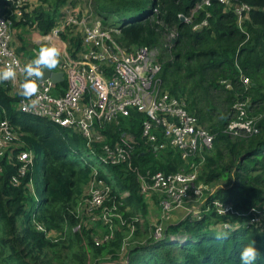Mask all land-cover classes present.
I'll use <instances>...</instances> for the list:
<instances>
[{"label":"trees","instance_id":"1","mask_svg":"<svg viewBox=\"0 0 264 264\" xmlns=\"http://www.w3.org/2000/svg\"><path fill=\"white\" fill-rule=\"evenodd\" d=\"M31 1L23 5L21 18L11 17V45L22 60L26 57L17 47L25 49L27 41L34 49L27 35L48 32L57 17L67 14L61 12L62 6L68 2L72 8L76 2L40 0L47 6L31 9ZM231 1L230 5L217 0L208 5L201 0L92 1L101 25L115 29L114 38L127 51L142 46L159 50L154 64L159 67L156 76L162 88L181 101L197 125L212 136L211 147L183 159L180 150L166 143L160 129L155 131V142L142 136V122L147 118L142 112L130 109L128 116L107 122L102 143L93 145L96 154L103 144H120L129 157L97 167L95 178L110 186L103 207L88 202L93 178L89 164L95 162L86 156L90 151L84 138L47 118L20 111L17 97L0 82V122L7 120L20 142L0 157V264H241V251L252 241L259 250L254 264H264V230L219 227L231 216L233 221L244 220L251 208L264 205V0ZM242 3L249 9L238 26L234 7ZM146 4L149 9L144 11ZM12 9L0 0V15ZM135 12L140 15L120 23L110 17ZM170 33L175 38L167 47L164 37ZM62 38L69 40L70 52L80 47L79 34H62ZM31 53L29 49L28 58ZM243 77L248 78L247 84ZM241 101L246 102L245 115L255 119L257 133L227 132L228 124L240 115L234 104ZM20 150H31L34 156L24 175L18 172ZM194 167V183L210 188L203 191L206 199L201 207L218 199L237 213L219 215L211 209L198 220L187 215L166 224L158 237L148 227H140L137 212L146 216L147 203L137 174L186 173ZM158 201L152 197L149 203ZM103 208L116 214L110 239L100 237L112 228L91 219ZM129 225L134 232L125 240ZM220 232H227V239H217Z\"/></svg>","mask_w":264,"mask_h":264},{"label":"built area","instance_id":"2","mask_svg":"<svg viewBox=\"0 0 264 264\" xmlns=\"http://www.w3.org/2000/svg\"><path fill=\"white\" fill-rule=\"evenodd\" d=\"M13 9L11 13L0 15V67L13 60L19 61L23 66L32 58L24 60L16 53L11 45L12 41V16L21 18L23 5L31 0H5ZM91 1V0H90ZM211 0H201L208 5ZM224 5H230L231 0H217ZM249 9L245 3L234 7L238 26H240L246 11ZM189 22V19L185 18ZM115 29L104 27L99 19L92 16L90 7L81 16L73 13L61 15L56 18L55 25L46 33L33 31L30 33V42L47 45L55 43L62 49L60 64L53 72H62V80L53 83L51 79H45L40 85L38 98L25 99L19 95V85L23 76L18 70L15 82H2L7 92L17 97V107L20 111L32 115L47 118L61 127L79 132L84 138L85 145L97 162V167L102 165L124 162L129 157V152L120 144L109 147L106 144L100 146L101 153L96 154L94 144L102 143L103 127L107 122L118 119L120 116H128L130 109L144 113L147 118L142 122V136L148 142H155L156 132L161 130L163 138L171 147L180 150L181 157L187 159L192 153L209 148L212 144V136L199 127L196 118L189 114L184 104L171 96L161 86L156 76L159 67L154 64L152 57L156 49L138 47L133 51H127L114 38ZM62 34L68 37L80 36V47L69 51V40L63 39ZM74 53V54H73ZM73 54V55H72ZM243 83H248V78H242ZM226 86H229L226 84ZM245 101L236 102L234 107L240 115L227 126V132L233 135H248L258 132L255 119L247 117L244 112ZM245 117V119H244ZM12 145H20L14 133V128L7 120L0 122V157L9 150ZM164 146V143L160 145ZM91 157V156H90ZM19 162L18 172L26 174L31 168L34 156L31 150H20L17 154ZM99 162V163H98ZM92 168V180L89 184L88 201L92 207H103V202L110 190L109 184L103 179H96L98 168L89 164ZM163 174L156 172L152 176L143 177L137 174L141 181V193L146 196L152 192H158V205L160 209L179 207L191 199L200 200L199 207L187 215L191 219H201L203 212L213 209L219 215L237 213L232 206L212 200L208 206L202 208L205 201L204 190L210 188L194 183L196 171ZM13 182H17L14 177ZM30 183V181H29ZM31 186V183H30ZM160 191V192H159ZM128 193L124 192V196ZM242 216L238 213L237 216ZM248 217L244 220H230L219 223L220 229L234 230L236 228H256L264 230V205H258L250 209ZM112 213L102 209L92 220H100L103 224H110L113 220ZM35 224L37 223L34 220ZM131 229L134 227L129 225ZM111 228V227H110ZM112 234L100 238L106 239ZM161 233H154L158 237ZM112 236V235H111ZM110 236V237H111Z\"/></svg>","mask_w":264,"mask_h":264},{"label":"rangeland","instance_id":"3","mask_svg":"<svg viewBox=\"0 0 264 264\" xmlns=\"http://www.w3.org/2000/svg\"><path fill=\"white\" fill-rule=\"evenodd\" d=\"M75 1L76 2L74 3L72 8H70L69 3L66 2L61 8V12L62 13L64 12L63 14H65V13H67V14L68 13H73L75 15L81 16L82 14H85L88 11V9L92 6V1L93 0H91V1L90 0H75ZM31 2H32L31 9H33L36 6H42V7H46L47 6L46 3H44L43 1H40V0H34V1H31ZM148 9H149V4H146V6L144 8V11H147ZM139 15H140L139 12L131 13L129 15H124V16H120V15H118L116 13H112L110 15V17H111L112 20L116 21L117 23H120L123 20H128V19H131L133 17H137ZM92 16H93V18L98 19L97 15L94 13L93 9H92ZM27 38H28L27 40L29 41L30 40V34L27 35ZM174 38H175L174 34H172V33L165 35L164 42L166 43L167 47L170 46L169 43ZM43 44L35 43V45L33 47L34 49L32 50V47H29L27 41H25V43H24L25 49H20V47H17V51L23 53L24 56L26 58H28L27 51L29 49H31V52H32L31 55L32 56L29 57V58H34L35 57L34 56L35 52H38L39 48L41 46H44ZM14 45L18 46V44H16L15 42H14ZM158 53H159V50L156 49L155 51H153L152 57L154 58ZM90 156H87L89 161H91L92 163L95 162V159L92 157L91 154H90ZM95 164H94V166L96 168L98 164H97V162ZM157 193L158 192H152V193L147 194L146 196H144L145 202L147 203V206H146L147 208H145L147 210L146 216H144L141 211L137 212L138 221L141 222L140 223V227H142V226L148 227L147 228L148 232L149 233H153V235H154V233L156 231H157V233H161L163 231V228L165 227L166 224H168L170 222H177V221L183 219L186 216V214H188V213H190L192 211H195L199 207V204H200V200L199 199L191 197L190 200H188L187 202L183 203L179 207H171V208H168V209H164V211H162L158 204L157 205H152L154 203H152V204L149 203V201L152 200V197H158ZM112 215L116 216V214H114V213H112ZM146 218L149 221L147 223L145 222ZM107 225L112 228V234L111 235H113L114 230H115V228L113 227L114 226V220H112V222L110 224H107ZM152 227H153V230L151 229ZM127 228H128V231L125 234L126 235L125 240H128L129 238H131L132 235H133V232H134V228L131 229L130 226H127ZM51 235L53 236V234H51ZM110 236L107 237L106 239H110Z\"/></svg>","mask_w":264,"mask_h":264},{"label":"clouds","instance_id":"4","mask_svg":"<svg viewBox=\"0 0 264 264\" xmlns=\"http://www.w3.org/2000/svg\"><path fill=\"white\" fill-rule=\"evenodd\" d=\"M62 49L55 43L41 46L34 58L30 59L23 66L19 61L13 60L0 67V82H15L18 70L23 79L19 85V95L25 99L38 98L41 83L46 79V72L53 75V70L60 64ZM227 232L217 233V239H227ZM255 241L247 244L241 251V264H254L259 256V250Z\"/></svg>","mask_w":264,"mask_h":264},{"label":"water","instance_id":"5","mask_svg":"<svg viewBox=\"0 0 264 264\" xmlns=\"http://www.w3.org/2000/svg\"><path fill=\"white\" fill-rule=\"evenodd\" d=\"M181 20H185L183 16H181ZM174 42V39L172 40ZM46 72V79H51L53 83H57L62 80V72H53V75L51 73H48V70H45Z\"/></svg>","mask_w":264,"mask_h":264},{"label":"crops","instance_id":"6","mask_svg":"<svg viewBox=\"0 0 264 264\" xmlns=\"http://www.w3.org/2000/svg\"><path fill=\"white\" fill-rule=\"evenodd\" d=\"M51 234L56 235V232H51ZM51 234H50V235H51Z\"/></svg>","mask_w":264,"mask_h":264}]
</instances>
